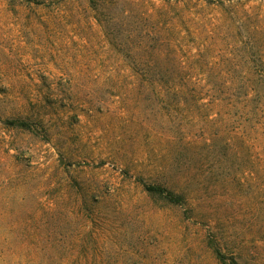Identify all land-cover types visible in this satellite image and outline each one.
<instances>
[{
    "label": "rangeland",
    "instance_id": "374dc122",
    "mask_svg": "<svg viewBox=\"0 0 264 264\" xmlns=\"http://www.w3.org/2000/svg\"><path fill=\"white\" fill-rule=\"evenodd\" d=\"M0 264H264V0H0Z\"/></svg>",
    "mask_w": 264,
    "mask_h": 264
},
{
    "label": "trees",
    "instance_id": "16d2710c",
    "mask_svg": "<svg viewBox=\"0 0 264 264\" xmlns=\"http://www.w3.org/2000/svg\"><path fill=\"white\" fill-rule=\"evenodd\" d=\"M226 83V81L224 82ZM10 124H20L22 126H26L25 122H9ZM144 188L150 192V193H157L160 194L162 196H164L165 198H167L169 201L173 202V203H182L183 200H185V198L181 195H177L171 191H167L166 188L162 187V186H157V185H151V184H145ZM219 249H217L218 251Z\"/></svg>",
    "mask_w": 264,
    "mask_h": 264
}]
</instances>
